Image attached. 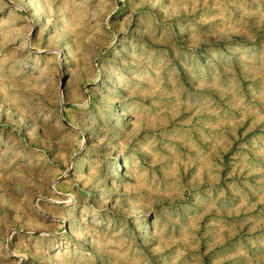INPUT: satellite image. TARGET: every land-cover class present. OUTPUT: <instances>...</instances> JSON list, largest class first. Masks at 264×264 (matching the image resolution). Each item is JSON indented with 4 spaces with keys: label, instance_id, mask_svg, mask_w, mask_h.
<instances>
[{
    "label": "rangeland",
    "instance_id": "obj_1",
    "mask_svg": "<svg viewBox=\"0 0 264 264\" xmlns=\"http://www.w3.org/2000/svg\"><path fill=\"white\" fill-rule=\"evenodd\" d=\"M0 264H264V0H0Z\"/></svg>",
    "mask_w": 264,
    "mask_h": 264
}]
</instances>
